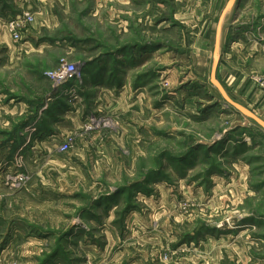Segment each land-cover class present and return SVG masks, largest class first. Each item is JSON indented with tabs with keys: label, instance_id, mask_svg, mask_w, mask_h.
<instances>
[{
	"label": "rangeland",
	"instance_id": "1",
	"mask_svg": "<svg viewBox=\"0 0 264 264\" xmlns=\"http://www.w3.org/2000/svg\"><path fill=\"white\" fill-rule=\"evenodd\" d=\"M153 1L147 9V0H0V142L6 130L18 145L29 126L23 152L0 169V201L24 226L6 231L0 219V255L17 241L11 264H90L82 251L90 237L103 248L114 238V250L141 251L152 264H264V131L210 83L222 9L212 0ZM263 2L253 0L233 29L227 15L218 71L231 98L257 115ZM24 14L32 21L15 41L9 24ZM63 63L81 73L64 93L47 77ZM108 64L112 71L100 72ZM94 118L100 127L86 131ZM244 170H252L246 201L242 187L235 198L215 187ZM36 190L37 214L29 209Z\"/></svg>",
	"mask_w": 264,
	"mask_h": 264
},
{
	"label": "crops",
	"instance_id": "2",
	"mask_svg": "<svg viewBox=\"0 0 264 264\" xmlns=\"http://www.w3.org/2000/svg\"><path fill=\"white\" fill-rule=\"evenodd\" d=\"M177 2H196L194 0H176ZM213 5L219 4L218 8H221L222 12L225 9V7L227 6L229 0H212ZM264 3V2H263ZM154 4L153 0H147V9H150L152 7V5ZM253 4V0H241L239 5L237 6V8L235 7L228 15L230 17V24L228 28H232L236 26V24L241 21V18L243 15L246 14V12L248 11V9L251 7V5ZM189 8V6H187ZM222 14V13H221ZM264 16V15H263ZM262 17V16H261ZM263 24H262V28L264 30V17L262 20ZM150 27V26H149ZM153 28V26H152ZM247 34V33H244ZM233 35V34H231ZM237 43H233L232 46L230 47L231 53H234L235 50L237 48L236 47ZM151 49L150 48H144L141 49V53L139 54V57H145L142 56L144 55L146 52H149ZM151 55H147V57H150ZM124 57L125 55L123 54L122 51H120V53L117 55V62L119 65H122L124 62ZM223 57V54H222ZM223 59V58H222ZM133 62H135V60H133ZM99 68H102V70H100V72H103L105 74H107L108 72H111L112 69L110 68L109 64L106 66H99ZM220 67H219V71H220ZM116 74H122L123 73V68L121 66H119V68L116 69ZM104 78V77H103ZM106 79V78H105ZM121 80L117 79L116 81V85H118ZM122 82V81H121ZM103 85H96L94 82L91 83L90 85V91H93L95 88L98 87H103L106 86L107 82L105 80L104 83H102ZM70 83H67L65 86H63L62 88H59L60 91H62L63 93L66 91H68V88H70ZM119 86V85H118ZM120 87V86H119ZM141 86H137V89H139ZM103 89V88H102ZM260 110L261 113L264 115V100L261 102L260 104ZM7 108V106L3 107L0 111H5ZM21 113H25L27 111V108H21ZM1 113V112H0ZM69 115V114H68ZM263 115H258L261 118H264ZM36 123V122H35ZM34 125V123H32ZM28 128L29 126L25 127L23 129V131L21 133L18 134L19 138L21 139V142L18 145H13L15 144L12 140L8 141L7 139V135L8 132L6 130H3L2 132V136L5 137V140L3 142H0V169L4 168L7 164V158L9 153H19V152H23L24 148L26 147L27 143L29 140H27L26 135L28 133ZM31 136V134H29ZM247 144L250 145V142ZM258 147V146H257ZM256 147V149H257ZM27 153V152H26ZM11 166V165H10ZM251 166V165H250ZM9 167V166H8ZM252 169V168H251ZM246 174L245 176L243 175V177H239V178H235V177H230L228 182H222V180H220L219 182H215V187L218 188L219 190H223L227 188V195L232 196L233 198H235V196L238 194V191L236 190L237 187H242L243 188V195H242V200L246 201L248 199V197H250V195L253 194V190L251 188H249L248 184L250 182L249 176L252 170H250V173L246 170H244ZM2 172L0 171V174ZM249 174V176H248ZM227 186V187H226ZM256 190H260V189H256ZM35 197V204L34 207L30 206L29 209H34L36 214L38 213V209L41 212L43 209V205H42V196L40 195V193L36 190L35 194H32ZM38 201H40V204L38 206ZM7 203V200L4 199L2 202L0 201V206L3 205V208L5 210V205ZM3 214V215H2ZM20 216L21 213H20ZM25 216V215H24ZM0 219L4 220V230L6 229V231L12 230V226L14 227V232L15 233H19V234H23L24 230V226L23 225H15L12 221V219H8V214L7 211L5 210V213H1L0 214ZM9 227V228H8ZM139 227V224L136 225H130L129 229H132L131 232H135V229ZM243 227V226H242ZM99 228H106V225H100ZM92 231L95 229L94 226H92ZM115 230V227H111V231L109 230L108 233H111L112 231ZM89 231V230H88ZM138 238V234H129L127 240L131 239V238ZM30 242H33V240H31ZM17 241L15 239H11L10 244L7 245L6 249H4V251L2 252L3 254L0 255V264H11L10 263V255H11V247H13V245H16ZM26 243V242H25ZM115 245V241L113 238V241L111 238H109V243L106 247H100V244L97 240H95V238L90 237L89 240L85 241V245L83 246V260L84 262H88L90 264H149L151 262L154 263V259L151 258L150 262L148 260V256L141 252L138 251L139 254H135V256H131V248L126 249V248H122L121 250H114L113 246ZM142 255V256H141Z\"/></svg>",
	"mask_w": 264,
	"mask_h": 264
},
{
	"label": "water",
	"instance_id": "3",
	"mask_svg": "<svg viewBox=\"0 0 264 264\" xmlns=\"http://www.w3.org/2000/svg\"><path fill=\"white\" fill-rule=\"evenodd\" d=\"M240 1L241 0H229L227 6L225 7V9L223 10L220 16L216 30V40H215V48L213 54V64L210 74V83L218 90L224 101L229 106L235 109L243 117H246L247 119L253 121L257 126H259L264 131V120L260 118L257 114H255L253 111H251L241 103L235 101L233 98H231V96L228 94L227 90L225 89V87L218 78V71L222 60L221 44H222V33H223L225 20L227 15L235 7L237 8Z\"/></svg>",
	"mask_w": 264,
	"mask_h": 264
},
{
	"label": "built area",
	"instance_id": "4",
	"mask_svg": "<svg viewBox=\"0 0 264 264\" xmlns=\"http://www.w3.org/2000/svg\"><path fill=\"white\" fill-rule=\"evenodd\" d=\"M32 21V16L29 14H24L22 17L16 21H12L9 24V31L12 35V38L15 41L21 40V34L19 27L22 24ZM48 79H50L56 88H62L67 83L71 81H77L81 77V73L79 71V67L76 65H69V64H61L57 69L51 71L47 74ZM100 123H99V122ZM101 125V120L96 118L92 119L89 123L85 125V129L88 132L95 131ZM71 140H65L59 147L60 152L67 153L70 150Z\"/></svg>",
	"mask_w": 264,
	"mask_h": 264
},
{
	"label": "bare ground",
	"instance_id": "5",
	"mask_svg": "<svg viewBox=\"0 0 264 264\" xmlns=\"http://www.w3.org/2000/svg\"><path fill=\"white\" fill-rule=\"evenodd\" d=\"M99 122V121H98ZM100 123V122H99ZM107 123H105V125H106Z\"/></svg>",
	"mask_w": 264,
	"mask_h": 264
}]
</instances>
